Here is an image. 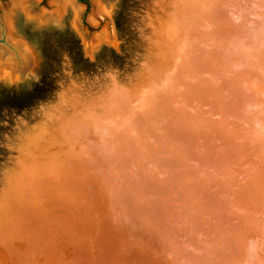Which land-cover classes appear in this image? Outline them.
<instances>
[{"label": "water", "instance_id": "95a60500", "mask_svg": "<svg viewBox=\"0 0 264 264\" xmlns=\"http://www.w3.org/2000/svg\"><path fill=\"white\" fill-rule=\"evenodd\" d=\"M0 264H264V0H0Z\"/></svg>", "mask_w": 264, "mask_h": 264}]
</instances>
